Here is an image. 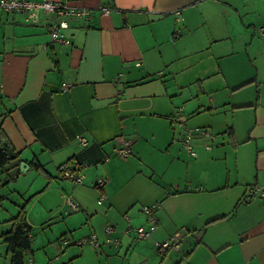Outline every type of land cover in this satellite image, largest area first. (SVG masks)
Masks as SVG:
<instances>
[{"label":"crops","instance_id":"0c3cea01","mask_svg":"<svg viewBox=\"0 0 264 264\" xmlns=\"http://www.w3.org/2000/svg\"><path fill=\"white\" fill-rule=\"evenodd\" d=\"M58 1L89 10V18L68 19L69 44L50 40L52 14L41 12L32 23L0 9L2 135L29 165L24 172L47 178L33 200L44 198L38 218L25 210L30 227L42 228L34 238L30 230L26 258L264 264V197L252 192L264 185V0ZM174 112L211 132L194 138L196 156L184 148ZM122 139L130 140L125 157L115 152ZM154 147H165L167 161ZM116 159L126 169L109 178L96 169L97 163L114 168ZM63 163L82 175L80 183L62 175ZM98 175L106 179L102 188ZM4 176L0 171L3 199L14 190L1 192ZM67 198L77 209L62 203ZM153 203L159 206L150 236L125 234L128 224L148 225L141 207ZM107 224L114 226L115 246L106 242ZM178 230L177 248L155 247ZM90 233L98 247L76 243ZM5 256L9 264L6 250Z\"/></svg>","mask_w":264,"mask_h":264},{"label":"built area","instance_id":"2783aa9c","mask_svg":"<svg viewBox=\"0 0 264 264\" xmlns=\"http://www.w3.org/2000/svg\"><path fill=\"white\" fill-rule=\"evenodd\" d=\"M0 9L7 12H21L24 14V17L27 21L35 23L39 20L41 12L50 13L53 15V20L49 24L50 40L60 44H69L70 38L66 36L63 30L68 26V19L75 16H82L89 18V10L84 7H73L64 1L58 0H0ZM103 10L107 11V8L103 7ZM264 33V29H260ZM69 86V83L63 82L61 84L62 89H66ZM2 84L0 82V90ZM172 119L181 123V137L180 140L183 143L186 151L193 156H196L197 153L194 149V138L196 136H212L211 132L206 127L199 126H190L187 125L184 121L180 120V114L176 112L172 116ZM76 140L80 144H86L87 139L83 135H76ZM205 149L211 147L210 144H204ZM115 152L120 157H125L130 152V140L122 139L121 143L115 147ZM62 175L65 178L72 180L74 183H80L82 175L75 171L73 168L66 167L62 171ZM106 179L104 177L97 178L95 185L102 188ZM252 192L264 197V185H255L252 187ZM102 196L98 202H100ZM67 205L70 209H77V204L74 203L70 198L66 200ZM159 206V203H153L150 205H143L141 210L146 216L148 225L143 226H132L130 224L124 230L125 234L133 233L137 238H147L150 236V233L156 228V217L154 212ZM127 218V217H126ZM114 230V226L107 224L104 227L106 232V242L117 245L118 239L111 236ZM183 235L182 230H178L173 233L170 237L162 241H155V247L164 252L169 248H177L181 236ZM64 242H67L66 239ZM77 244H91L95 247L99 246L97 237L94 233L89 234L88 236L82 237L76 241ZM26 264H34L32 258H28Z\"/></svg>","mask_w":264,"mask_h":264},{"label":"rangeland","instance_id":"374dc122","mask_svg":"<svg viewBox=\"0 0 264 264\" xmlns=\"http://www.w3.org/2000/svg\"><path fill=\"white\" fill-rule=\"evenodd\" d=\"M174 114H176V112H174ZM185 123L187 125H189L187 122H185ZM173 125L174 126H178L180 128V130H181V123L180 122L173 120ZM141 143L145 147H147L148 149H150L152 147L150 145V143H149V146L144 141H141ZM156 150H157V152H160V156L165 161H167L168 154H167V152L165 150V147L162 148V149H157V148L154 147L153 151H156ZM145 157H147L152 162L155 161V158L151 157L149 154H146ZM115 161L116 162L120 161V162H119V165L114 167V168H111V167L107 168L106 166H102L101 163H97L96 164V169L98 171H100V172L103 169H105V171L103 170L101 174L105 175L107 178H109V174L113 175V173L119 172L118 169H120V171H121V169H123V170L126 169V168H123V165H125V164H123L121 162V160H119V159L113 160V162H115ZM110 163H112V161ZM165 163H167V162H164L163 164H165ZM98 177L100 178V177H104V176L98 175L97 178ZM46 180H47V178L44 177V176H41V174H39L37 171L29 170V171H26V172H21L13 180H10L8 182L4 181L3 188L1 190L2 193L8 191L9 188H14V190L9 195V197L7 196V198L1 200V206H0V232H2L3 230H7L10 227V221L8 219H9V217L11 215H13V214H15L17 212V210L19 209L21 204H25V210L27 209V207L31 209L32 217L38 218L37 211L39 209V204H40L41 201H43L44 198L40 199L39 203H36V202L34 203L33 200H34L35 196L40 193V190L43 187V184H44V182ZM69 181H71L73 183L72 180H69ZM116 182H117V180H115L114 183H116ZM53 201H54L53 197H48L47 198V203L48 204H52ZM62 201H63L62 203L66 204V199H63ZM50 212H52V210ZM63 212L61 213L62 215H64ZM58 215L60 216V213H58ZM56 223L57 222H55L54 225ZM35 225H33L31 227V231L34 234L33 238L36 237L37 235H40L41 231H42V228L40 226H35ZM43 229H45V228H43ZM85 236H87V235H84L82 237H85ZM82 237L76 238L75 241L81 239ZM83 245H86V244H83ZM33 248H34V252L39 254L41 258H42V256H45L43 254V250L44 249H42V247H38V244H36ZM0 250H1L0 251V264H8V258L5 256V250H6V244L5 243L0 242ZM33 256H34L33 258H36L35 255H33ZM52 256H54V255H52ZM40 257H38L39 258L38 261L41 260ZM54 258H56V256Z\"/></svg>","mask_w":264,"mask_h":264},{"label":"trees","instance_id":"16d2710c","mask_svg":"<svg viewBox=\"0 0 264 264\" xmlns=\"http://www.w3.org/2000/svg\"><path fill=\"white\" fill-rule=\"evenodd\" d=\"M3 141L5 139L0 127V171L5 174V182H8L15 179L19 174L20 160L19 153L14 149V157L11 159L7 158L1 149ZM33 164L36 169H43L42 164L37 159L33 161ZM67 166L66 163L59 165V171L62 173ZM3 198V195H0V201ZM8 220L10 221V227L0 233V241L6 244V254L9 255V264H26L28 260L26 254L31 249V227L26 221L25 204H21L17 212Z\"/></svg>","mask_w":264,"mask_h":264},{"label":"water","instance_id":"95a60500","mask_svg":"<svg viewBox=\"0 0 264 264\" xmlns=\"http://www.w3.org/2000/svg\"><path fill=\"white\" fill-rule=\"evenodd\" d=\"M1 149L6 154L8 159H11V158L14 157V152H13V150L11 149V147L9 146V144L6 141H4L2 143ZM28 168H29V165L26 162H24L23 160H21L19 162V170H20V172H24Z\"/></svg>","mask_w":264,"mask_h":264}]
</instances>
